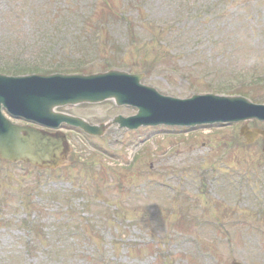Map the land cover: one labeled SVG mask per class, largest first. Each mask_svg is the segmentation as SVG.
I'll list each match as a JSON object with an SVG mask.
<instances>
[{
    "label": "rangeland",
    "instance_id": "374dc122",
    "mask_svg": "<svg viewBox=\"0 0 264 264\" xmlns=\"http://www.w3.org/2000/svg\"><path fill=\"white\" fill-rule=\"evenodd\" d=\"M57 15H92L103 31L79 41L76 18L63 26ZM124 18H136L135 33ZM5 52L10 70L67 63L81 73H143V84L179 99L235 92L264 75V0H0L2 61ZM263 83L242 91L264 100ZM59 111L93 125L134 113L112 101ZM62 132L70 166L39 174L0 164V264H264V222L252 211L264 192L261 142L245 146L238 125ZM185 200L204 213L188 229L177 226ZM32 218L43 225L39 238L26 227Z\"/></svg>",
    "mask_w": 264,
    "mask_h": 264
},
{
    "label": "water",
    "instance_id": "95a60500",
    "mask_svg": "<svg viewBox=\"0 0 264 264\" xmlns=\"http://www.w3.org/2000/svg\"><path fill=\"white\" fill-rule=\"evenodd\" d=\"M142 74L109 71L91 76L54 74L6 77L0 75V108L13 118L57 129L61 124L78 128L88 135H102L107 126L86 122L53 110L66 105L95 104L113 100L116 106H130L137 114L114 118L119 128L135 130L147 126L194 128L202 125L232 124L259 120L264 122V106L241 97L192 96L186 100L159 95L141 85ZM246 144L261 137L264 156V131L240 130ZM69 149L62 134H48L10 124L0 114V158L22 161L40 170H55L66 165ZM238 264V263H232Z\"/></svg>",
    "mask_w": 264,
    "mask_h": 264
},
{
    "label": "trees",
    "instance_id": "16d2710c",
    "mask_svg": "<svg viewBox=\"0 0 264 264\" xmlns=\"http://www.w3.org/2000/svg\"><path fill=\"white\" fill-rule=\"evenodd\" d=\"M68 10V8L67 9H65V11H67ZM76 19L75 20H73V23H74V25L76 26L77 24H79V28H76V31L81 35V33H85L88 29L89 30H92L93 28H95V29H97V30H99V27H95V26H90V23H89V20H90V18H91V15L90 16H87V17H85L84 15H80V16H76L75 17ZM116 19V17H110L109 18V20H108V22L109 21H114ZM135 19L136 18H133L132 19V24L131 25H128L127 24V22H129V18H124V20L122 21V24L123 25H125V26H128L129 27V31H130V34H132V33H135L133 30H134V21H135ZM55 20L56 21H58V22H61L62 23V25L63 26H66L67 24H71V21H72V19H70V22H68V23H66L65 22V18H62V17H60V16H56L55 17ZM88 25V28L86 29V26ZM66 27H64V29H65ZM47 31V30H46ZM55 32L56 33H58V30H55ZM143 32H145L146 34L149 32V31H147V30H145V29H142L141 31H140V34L141 33H143ZM132 36H134V35H132ZM79 39H80V37H78ZM76 40V42H78V39L76 38L75 39ZM14 53V52H13ZM145 53V52H144ZM43 55H46L45 54V52H43V51H40L39 52V54H38V57L39 58H43ZM37 57V56H36ZM37 57V58H38ZM62 60L63 59H66V57H64V58H61ZM42 60H44V58L42 59ZM53 60H55V58H53ZM166 64H169L168 62H166ZM60 67H62V65L60 66ZM33 72H35V70H25V72H23V71H20V70H14L12 73H14V74H25V73H33ZM218 93L219 94H227V95H232V94H238V95H241V96H245V97H248V98H250V99H252L253 101H255V102H263V100H259V99H256V97L257 96H255V95H253L250 91H242V88H240V89H238V91H235V92H231V91H229V90H226V91H223V90H221V88H219V90H218ZM50 194H52V193H50ZM263 214L264 213V208L263 209H259L258 211H257V214ZM217 232V231H216Z\"/></svg>",
    "mask_w": 264,
    "mask_h": 264
}]
</instances>
